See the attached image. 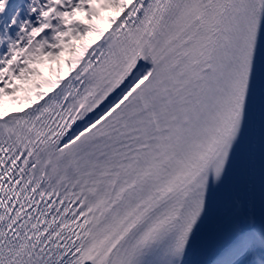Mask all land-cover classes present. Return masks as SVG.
I'll return each mask as SVG.
<instances>
[{
    "label": "snow or ice",
    "instance_id": "snow-or-ice-1",
    "mask_svg": "<svg viewBox=\"0 0 264 264\" xmlns=\"http://www.w3.org/2000/svg\"><path fill=\"white\" fill-rule=\"evenodd\" d=\"M0 264H264V0H0Z\"/></svg>",
    "mask_w": 264,
    "mask_h": 264
}]
</instances>
